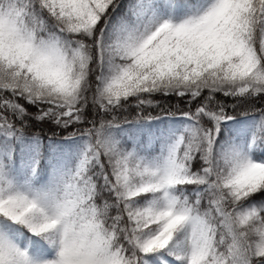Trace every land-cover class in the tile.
Here are the masks:
<instances>
[{
    "label": "snow or ice",
    "instance_id": "snow-or-ice-1",
    "mask_svg": "<svg viewBox=\"0 0 264 264\" xmlns=\"http://www.w3.org/2000/svg\"><path fill=\"white\" fill-rule=\"evenodd\" d=\"M0 264H264V0H0Z\"/></svg>",
    "mask_w": 264,
    "mask_h": 264
}]
</instances>
